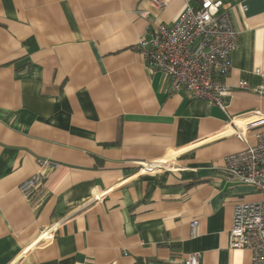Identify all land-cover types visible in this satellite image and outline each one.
Segmentation results:
<instances>
[{
	"label": "crops",
	"instance_id": "obj_1",
	"mask_svg": "<svg viewBox=\"0 0 264 264\" xmlns=\"http://www.w3.org/2000/svg\"><path fill=\"white\" fill-rule=\"evenodd\" d=\"M220 1L238 32L226 114L168 93L139 46L200 0H0V264H251L228 235L262 195L223 165L264 115V0ZM36 159L52 163L40 202L19 190Z\"/></svg>",
	"mask_w": 264,
	"mask_h": 264
},
{
	"label": "built area",
	"instance_id": "obj_2",
	"mask_svg": "<svg viewBox=\"0 0 264 264\" xmlns=\"http://www.w3.org/2000/svg\"><path fill=\"white\" fill-rule=\"evenodd\" d=\"M200 1L197 7L185 4L172 22L156 25L139 46L148 69L165 77L168 93L183 92L192 100L207 103L226 114L230 98L226 80L232 69L231 57L237 49L238 32L222 1ZM168 3L169 0H148L150 8L155 11L164 9ZM255 75L261 76L262 83L251 92L264 96V73L257 69ZM239 87L247 89V84L241 82ZM249 132L253 133L254 144L247 143L246 133ZM235 133L246 147L226 156L223 170L229 179L259 192L262 200L234 207L228 245L230 249L248 250L251 264H264V115L255 112L238 126ZM35 164L43 172L30 177L19 190L27 201L37 198L40 202L52 163L48 159H36ZM164 165L147 164L142 170L154 173ZM94 199L98 200V197ZM198 263V254L189 255L184 260V264Z\"/></svg>",
	"mask_w": 264,
	"mask_h": 264
},
{
	"label": "bare ground",
	"instance_id": "obj_3",
	"mask_svg": "<svg viewBox=\"0 0 264 264\" xmlns=\"http://www.w3.org/2000/svg\"><path fill=\"white\" fill-rule=\"evenodd\" d=\"M237 129V128H236Z\"/></svg>",
	"mask_w": 264,
	"mask_h": 264
}]
</instances>
